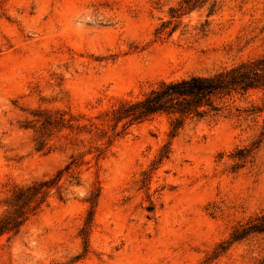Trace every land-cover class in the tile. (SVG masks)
Instances as JSON below:
<instances>
[{
    "label": "rangeland",
    "instance_id": "374dc122",
    "mask_svg": "<svg viewBox=\"0 0 264 264\" xmlns=\"http://www.w3.org/2000/svg\"><path fill=\"white\" fill-rule=\"evenodd\" d=\"M182 1L0 0V215L78 164L0 238V264H264V232L231 241L264 212L262 91L176 134L166 115L111 121L163 81L264 55V0ZM46 113L74 128L34 125Z\"/></svg>",
    "mask_w": 264,
    "mask_h": 264
},
{
    "label": "trees",
    "instance_id": "16d2710c",
    "mask_svg": "<svg viewBox=\"0 0 264 264\" xmlns=\"http://www.w3.org/2000/svg\"><path fill=\"white\" fill-rule=\"evenodd\" d=\"M197 3L198 0H183L181 6L189 10ZM250 91H262L264 103V55L212 74L163 81L142 98L121 103L112 112L111 121L114 129L120 123L127 128L157 115H166L171 119L172 133L176 134L188 119L218 116L225 110L229 100L235 96L245 97ZM32 122L34 125L40 123V127L46 130L74 128V124L71 123V119L65 117V113H46L43 119L39 116ZM106 133L102 131L98 134ZM38 143V149H43L46 145L43 139H39ZM96 151L98 158L102 155L103 149L98 147ZM74 165L78 164L77 159L73 158L56 177L35 180L31 184L16 187L8 197L5 212L0 215V238L3 235H8L9 238L17 235L26 221L48 204L50 191L57 186L63 172L69 171ZM94 206L92 205L89 211V221L93 218ZM262 232L264 212L235 228L231 241Z\"/></svg>",
    "mask_w": 264,
    "mask_h": 264
}]
</instances>
